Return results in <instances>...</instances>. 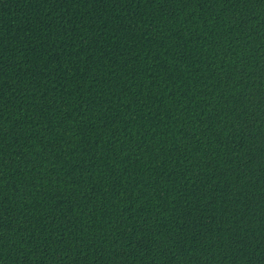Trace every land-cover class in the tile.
<instances>
[{"label":"trees","instance_id":"trees-1","mask_svg":"<svg viewBox=\"0 0 264 264\" xmlns=\"http://www.w3.org/2000/svg\"><path fill=\"white\" fill-rule=\"evenodd\" d=\"M0 264H264V0H0Z\"/></svg>","mask_w":264,"mask_h":264}]
</instances>
